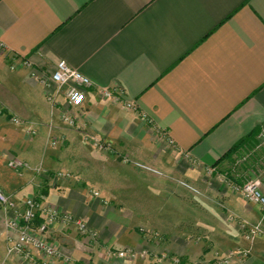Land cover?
Segmentation results:
<instances>
[{
  "label": "crops",
  "instance_id": "1",
  "mask_svg": "<svg viewBox=\"0 0 264 264\" xmlns=\"http://www.w3.org/2000/svg\"><path fill=\"white\" fill-rule=\"evenodd\" d=\"M15 60L32 66L11 70ZM61 61L93 83L75 111L80 130L62 122L66 88L52 84L47 91L37 79L52 74ZM115 87L135 109L101 97L102 89ZM14 116L25 124L13 123ZM262 127L264 0H0V187L17 204L43 196L98 232L93 243L74 225L51 231L72 264H154L153 258H107L108 249H143L146 235L123 216V203L109 199L96 177L120 167L132 174L145 169L163 174L168 167L184 176L227 169L231 160L225 155ZM84 131L111 142L114 152L96 151ZM13 158L48 174L25 170L17 173L23 180L8 184L2 169ZM59 171L72 173V179H57L53 174ZM226 189L220 220L225 224L235 214L260 223L259 206L246 205ZM3 218L0 207V264H32L7 256ZM262 225L264 232V220ZM195 226L209 235L206 242L183 246L177 242L184 235L164 232L161 244L149 240L148 247L169 252L172 262L166 264H176L174 258L195 263L192 251L202 244L207 248L198 264H219L217 253L236 249L250 254L230 264H264V235L251 242L239 227L214 234L211 223Z\"/></svg>",
  "mask_w": 264,
  "mask_h": 264
},
{
  "label": "rangeland",
  "instance_id": "2",
  "mask_svg": "<svg viewBox=\"0 0 264 264\" xmlns=\"http://www.w3.org/2000/svg\"><path fill=\"white\" fill-rule=\"evenodd\" d=\"M12 63L13 62H11V65ZM261 141L255 149L231 160L228 165L229 168H219V170H217L216 167L209 168L204 175L200 172L197 173L196 176L179 175L176 171L170 170L168 167L163 170L165 171L163 174L146 169L145 173L140 172L132 174L120 167V169H111L109 174L96 177V179L100 180V182L107 187L108 192L106 194L109 196V199L113 197L123 203L124 208L122 210L119 209L123 212V216L134 219L135 227L138 228V232L142 233L144 236L147 234L144 237L145 247L141 250H135L137 252H148L149 255L146 256L145 259L153 258L154 264H158L157 260L159 257H161L163 253L169 254V252L160 254L161 251L150 249L148 242L149 240L158 243L162 242L164 240V232L177 233V236L184 235L180 236L182 238L177 242V244L181 243L183 246L189 245V243L195 245V242L199 243L201 239L203 242H206L205 239L209 235L195 226V224L199 225L200 223L201 225L211 223L209 231L214 234L227 230V227L230 230L233 229V226L239 227L238 229L246 234L248 238V234L255 224L252 225L242 218L237 217L235 214H229V222H225L226 228L223 227L225 224L220 218L224 212V196H222V194H225V192H223L222 188L224 189L225 187L227 188L225 191L242 197L240 192L236 190V187H242L249 181L255 178L261 179L264 176V144L263 140ZM154 168L157 169L156 167ZM245 168H249V172ZM2 170L4 172L2 179L6 183L10 180L15 181V177L23 180V178L19 177L18 174L8 166H5ZM115 189L120 190L116 191ZM242 199L244 198L242 197ZM244 201L246 205L248 203L249 205L256 206L245 199ZM258 209L261 212L260 223L262 224L264 220V211L259 207ZM185 230L191 234H185ZM152 232L157 233L160 238H149L150 236L148 235ZM188 235L189 237L187 240L186 237ZM263 235L264 232L255 239H248L254 242ZM202 245L203 246L196 247L192 251V262H195L193 264H198L197 261L201 259L203 250L207 248V244ZM165 247H168V245L166 244ZM226 255L227 253L224 255L217 253L215 257L219 260ZM171 257L172 256L159 264H166L171 261ZM174 259H178L179 261L175 262ZM174 259L172 258L176 264L181 263L179 258Z\"/></svg>",
  "mask_w": 264,
  "mask_h": 264
},
{
  "label": "built area",
  "instance_id": "3",
  "mask_svg": "<svg viewBox=\"0 0 264 264\" xmlns=\"http://www.w3.org/2000/svg\"><path fill=\"white\" fill-rule=\"evenodd\" d=\"M30 68L32 64L28 60L18 63L13 61L10 66L11 70H17L19 66ZM38 81L49 91L51 85H56L57 89L66 88V110L62 111V122L75 129L80 130L79 121L75 111L80 109L85 101L87 91L93 86L89 77L80 71L70 67L65 61L57 64L56 70L52 74H43L37 77ZM101 97L105 100L112 101L116 104H122L126 109H135V105L125 99V93L122 88H105L100 91ZM48 100L56 105L55 97L50 92H47ZM12 122L17 125H24L25 121L14 116ZM29 134H35L33 129L28 130ZM84 138L98 152L113 153V144L108 140L98 138L88 131H84ZM264 144V140H263ZM56 142H53V146ZM127 160L125 159V162ZM8 167L18 174H22L25 170H32L37 174H48L42 166L31 168L30 165L20 159L13 158L8 161ZM57 179H72L73 175L70 172H56L53 174ZM263 182L260 178H255L242 187H236L242 197L251 204L259 206L264 211V192ZM95 196H100L99 192H94ZM0 207L4 213V223L7 229V256H17L32 264H59L63 261L65 264H72L73 260L67 257L59 245L51 239V231L57 226H72L74 225L78 233L89 239L93 243H98L99 234L91 229L83 220L76 219L72 214L63 212L58 208L45 203L43 196H31L17 204L12 197L8 195L3 188L0 187ZM263 232L262 224L255 225L248 234L249 239L259 237ZM146 234V233H145ZM147 235V234H146ZM149 238L159 239L157 233H151ZM250 251L247 249H236L230 251L226 256L221 257L219 264H230L235 258H243L249 256ZM148 252H137L135 249H108L106 256L109 259L117 261L145 259ZM168 253H163L157 260V263H162L169 259ZM175 259V262H178Z\"/></svg>",
  "mask_w": 264,
  "mask_h": 264
},
{
  "label": "trees",
  "instance_id": "4",
  "mask_svg": "<svg viewBox=\"0 0 264 264\" xmlns=\"http://www.w3.org/2000/svg\"><path fill=\"white\" fill-rule=\"evenodd\" d=\"M264 127H262L261 129H259L258 131H253L251 134H249L248 136H246L245 138H243L242 140H240L230 151L229 153H227V155H225V157L227 156L229 160H234L236 159L238 156L243 155L244 153L249 152L250 150L255 149L258 146L259 143V139L262 136V131H264L263 129ZM250 168V167H249ZM249 168H245L247 169V171L249 170ZM249 172V171H248Z\"/></svg>",
  "mask_w": 264,
  "mask_h": 264
}]
</instances>
